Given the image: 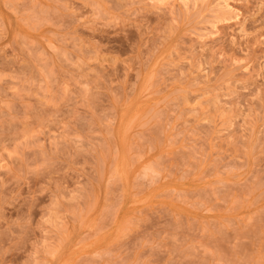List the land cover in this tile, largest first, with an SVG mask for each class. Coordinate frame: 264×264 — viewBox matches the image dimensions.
I'll return each instance as SVG.
<instances>
[{
  "label": "rangeland",
  "instance_id": "1",
  "mask_svg": "<svg viewBox=\"0 0 264 264\" xmlns=\"http://www.w3.org/2000/svg\"><path fill=\"white\" fill-rule=\"evenodd\" d=\"M0 264H264V0H0Z\"/></svg>",
  "mask_w": 264,
  "mask_h": 264
},
{
  "label": "bare ground",
  "instance_id": "2",
  "mask_svg": "<svg viewBox=\"0 0 264 264\" xmlns=\"http://www.w3.org/2000/svg\"><path fill=\"white\" fill-rule=\"evenodd\" d=\"M186 2H187V1H186ZM186 2H185V3H186ZM185 3H184V6H186Z\"/></svg>",
  "mask_w": 264,
  "mask_h": 264
}]
</instances>
